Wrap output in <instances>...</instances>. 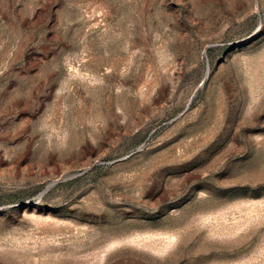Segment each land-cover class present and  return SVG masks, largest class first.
Listing matches in <instances>:
<instances>
[{
  "label": "rangeland",
  "instance_id": "374dc122",
  "mask_svg": "<svg viewBox=\"0 0 264 264\" xmlns=\"http://www.w3.org/2000/svg\"><path fill=\"white\" fill-rule=\"evenodd\" d=\"M0 264H264V0H0Z\"/></svg>",
  "mask_w": 264,
  "mask_h": 264
}]
</instances>
